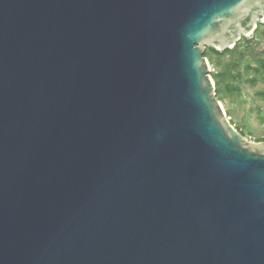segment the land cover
I'll return each mask as SVG.
<instances>
[{
	"label": "water",
	"instance_id": "water-1",
	"mask_svg": "<svg viewBox=\"0 0 264 264\" xmlns=\"http://www.w3.org/2000/svg\"><path fill=\"white\" fill-rule=\"evenodd\" d=\"M264 0H0V264H264V142L205 48Z\"/></svg>",
	"mask_w": 264,
	"mask_h": 264
},
{
	"label": "rangeland",
	"instance_id": "rangeland-1",
	"mask_svg": "<svg viewBox=\"0 0 264 264\" xmlns=\"http://www.w3.org/2000/svg\"><path fill=\"white\" fill-rule=\"evenodd\" d=\"M203 55L209 63V74H218L220 91L215 97L220 99L227 119L242 130L246 139L258 142L264 137V102L256 104L257 108L252 104L254 94L264 92V67L248 77L243 75V64H264V25L259 24L251 35L241 37L225 54L206 47Z\"/></svg>",
	"mask_w": 264,
	"mask_h": 264
},
{
	"label": "trees",
	"instance_id": "trees-1",
	"mask_svg": "<svg viewBox=\"0 0 264 264\" xmlns=\"http://www.w3.org/2000/svg\"><path fill=\"white\" fill-rule=\"evenodd\" d=\"M236 46V44H235ZM234 46V47H235ZM233 47V48H234ZM232 48V49H233ZM211 51H213L214 53H219V54H225L227 52H229L230 50H224L222 52H217L215 51L214 49L212 48H209ZM254 51H251L249 54L252 55ZM204 56V55H203ZM205 57V56H204ZM264 67V64H255L254 66H251L250 64H243V75L245 76H250V75H253V74H258L260 69ZM242 74H239V76H241ZM211 77L214 81V84H215V95L218 94V92L220 91V87H219V84H218V74L217 73H213L211 74ZM254 98V103L252 104V107L254 108H257L256 104H259V103H262L264 102V92H256L253 96ZM217 99L220 101V99L217 97ZM262 121H264V118H261ZM230 122V121H229ZM230 124L241 134L243 135L242 133V130L238 127H235L234 124L232 122H230ZM244 136V135H243ZM258 142L261 141V142H264V137L260 138L259 140H257Z\"/></svg>",
	"mask_w": 264,
	"mask_h": 264
}]
</instances>
